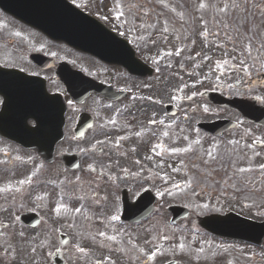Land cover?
Here are the masks:
<instances>
[{
    "label": "flooded vegetation",
    "instance_id": "af4514ba",
    "mask_svg": "<svg viewBox=\"0 0 264 264\" xmlns=\"http://www.w3.org/2000/svg\"><path fill=\"white\" fill-rule=\"evenodd\" d=\"M22 1L0 0V260L55 264L57 245L64 247L57 230L69 228L67 246L78 228L92 225L63 227L61 221L70 206L79 213L87 208L88 192L103 174L98 169L103 136L116 130V114L127 95L116 101V95L92 90L75 100V85L102 83L116 91V68H123L48 37L2 7ZM68 1L102 17L96 9L100 0ZM247 88L264 105V83ZM226 112L236 127L220 137L205 134L221 146L240 149V160L262 168L264 126ZM81 114L87 115L85 127L76 134ZM57 131L60 137L52 146ZM65 155L79 162L77 168L66 166ZM61 200L68 204L63 211L58 210Z\"/></svg>",
    "mask_w": 264,
    "mask_h": 264
},
{
    "label": "rangeland",
    "instance_id": "374dc122",
    "mask_svg": "<svg viewBox=\"0 0 264 264\" xmlns=\"http://www.w3.org/2000/svg\"><path fill=\"white\" fill-rule=\"evenodd\" d=\"M103 1L104 4L101 7L97 6L96 9L101 12L104 21H106L109 26H112L114 28L116 27V33L125 38H127L126 34L128 35V33H138V30L131 31L127 29H125L126 31H128L127 33L125 32L126 34L122 33L119 29H123L121 27V24L124 23L122 21L123 19L117 18L118 20H116L110 18L111 15L115 14L113 2L111 0H100V2ZM179 1L181 0L122 1L123 4H126V7H124L126 8V10H130L133 6H136L137 10H139L138 13L144 15L143 17H139L141 19L143 18V20L147 19L146 16L151 10V5H153L152 15L150 14L151 17L149 18L152 23L149 22V25L146 23L142 24V22L133 24L136 27H144L143 33H140V37L145 42V44L143 46H140V55L149 64H155L156 62L157 63L153 66L155 70L152 77L149 79H140L126 76L122 74V72H120V74L116 70V88L123 87L128 91L129 94V98L123 102L125 116V122L123 124L126 123L130 127L133 126V129L137 132V136H134L131 140L132 142L134 141L137 144V148L134 147L135 152L130 151L129 155H127L125 154L127 152H125L124 150H131L130 145H128V143L126 142L122 145L116 144V137L118 138L121 136L120 140L123 141L126 133L129 132L124 128V131H120L119 134H116L115 129L106 132L103 136L105 141H102L103 143H101L102 146H104L103 162L99 165V167L104 171V176L100 178L98 185L92 186V192H96L97 194V203L101 200V194L104 198V202L102 209L93 206L90 212L96 214L97 216L98 214H100L99 226H101V229L104 233V242H108L105 243V249L109 250L108 254H110L111 257H113L114 255L119 257L121 252H118L117 250L119 248V245L112 239H110V237H113L114 235V232H112L114 226L108 224L107 219L114 207L115 194L108 186L111 187L112 183L116 184L119 182L122 184L124 183L125 186H130L132 184H135V186H141L148 182L154 188H157L158 191L161 190L160 187H157V185L160 184V181L155 178L151 179L149 174L144 169L139 167L135 162L132 163V160H130L131 155L132 157L137 158V160L142 163V166H145L147 169L152 170L155 174L158 173L159 175H163L164 180L167 182V188L175 185V182H183V179L178 174L179 166L176 167L173 162L169 161L167 162V167H162L160 162L156 161L159 158L151 153L152 150H148L150 148V142L146 144V147L140 146H143L146 140H151L152 142V140H154V136H156L158 137L157 142L162 147H165L166 149H172L175 147H179L181 144L186 145L194 137L193 134H190L187 138L176 127L168 126L165 128H160L159 130L158 128L150 130L149 128L141 127L139 125H143L145 123L147 124L152 120H154L155 122L164 120L165 114H162V108L166 103H172L177 106V108L175 107L178 111L177 119H179L180 122L184 120L186 129L189 131L192 130V132H195L194 127L198 121H209L213 119L224 118L226 116L225 111L212 106L206 100L199 97L198 94L203 90H218L219 88V90L224 92L232 91L230 89V86L234 81H238V83L243 84V82H241V73L244 69V63L242 62H246L248 66H251L249 63L256 64L257 62H262V60L264 59V28H259L260 32L252 34L250 33L253 32L251 30V24H243L242 21L240 23L232 22L230 24L236 33H246L258 42L255 44L254 48L251 47V52L249 54L247 48L248 44L246 41H240L239 38L235 39V37H225L224 34L218 33L220 32L221 27H224L226 23L225 17L227 15L223 16V18L219 16H215L213 18H211L210 16L208 18L204 17L203 21H195V23L193 24V22H189L186 9L182 11L180 7H177V2ZM257 1L258 2H254V4L249 5V10L251 15H255V17L259 15L261 17L262 12L264 11V1ZM212 2L213 0H211V4ZM229 2L235 3L234 0H229ZM129 3H131V5H128ZM145 3L148 5H146ZM196 3L197 4H194V6L208 4L206 3V0H196ZM251 3L252 2H250V4ZM191 4H193L192 0H190V3H188L185 8H188L189 5L193 6ZM117 7L118 6H116V12L118 10ZM124 8H122V10ZM163 8L166 11V17H168L166 18V21L156 18L158 15L155 14L156 11ZM216 8H218L217 5L215 3L212 4L213 11L216 10ZM153 14H155L154 17ZM192 16H198V11L195 10V8ZM156 19L161 20L158 22L157 27L152 26ZM168 20L170 21L167 22ZM257 35L259 36V38L256 37ZM219 43H221L222 45H219ZM262 47L263 51L261 50ZM257 51L262 56L261 60L260 56L257 55ZM180 54H183V57L185 59L184 63L182 64V66H174L172 63L176 62V59ZM262 98H264V92L262 94ZM133 99L135 100L131 101ZM205 108H207L208 110L205 111ZM161 117H163V119ZM139 131L141 133L140 138L138 137ZM206 142L210 143L209 140H206ZM152 144L158 146L155 140ZM162 147L159 146L161 153L163 151H166V149ZM120 154L121 157H124V159L119 156ZM147 159L154 160L157 163L155 164L154 162H150ZM125 173L133 175L134 179L124 180L125 178L123 175ZM140 175L143 177H141ZM90 195L91 191L88 192V197H90ZM160 203L162 204V202ZM194 203L200 205V200L196 199ZM60 204L62 206L65 205L64 200H61ZM228 206L229 207H226L228 208L227 210L241 213L248 217L254 218L255 220L261 219V217L259 216V211L252 210L247 205H245L246 207H241L242 205L239 206V204L235 203ZM157 212L158 213H156V215H161L158 223H160L161 221V224L163 226V218H168L169 215L165 212V208H162L161 210V207H157ZM201 212L202 211H193V215L195 217L187 224V229L190 232L194 231V227L196 225L195 219L199 214H201ZM60 217L61 216H58V219H60ZM80 218L82 219L83 216L80 215ZM153 222H156V220L151 219L147 224L150 229ZM84 223L86 222L84 221ZM161 224L154 227L156 228L155 230H157L158 234H160L161 232V234L164 235L160 238V241L158 239L157 241H154L157 238V233H155L153 239L154 245L152 244L153 241H150V245L152 247L147 248L149 247V245H147V247L145 248L146 253L139 250L140 252L135 253V258L129 255V259L131 261H129L127 264H163L169 260H175L178 264L230 263L231 258L225 255L221 250L224 248L234 249L236 247V244L223 243L219 240L210 238L205 234H198L199 241L201 243L205 242L203 245L204 247L200 250H197L193 249L195 248L193 246V248L191 247L189 251L183 253L181 252V249L178 248L179 243L176 241L180 239L177 230L173 229L172 226L169 225L166 229L165 225L162 228ZM185 226L186 224L182 222L177 227L182 229V227L185 228ZM57 228L59 227H56V229ZM196 230L199 231V229L197 228ZM57 231L63 232L62 230ZM111 234L112 236H110ZM189 238H191L189 241H191L192 239H197V237L191 236V233L189 234ZM77 239V237L72 238L69 248H66L67 254H71L74 251L71 258L75 257V250L77 248L80 249L79 243L76 245V241H78ZM98 242L99 241H97L96 245L98 244ZM167 242L171 243L173 249L175 251H179L180 253H174V255L172 256L166 255L162 251L161 244ZM191 244L195 245V243ZM172 247L170 245H166L165 250L171 253L173 251ZM151 249H153L152 252ZM153 252L155 253V255L152 258H149L150 256H152ZM258 253L264 254V249L262 251L258 250ZM2 259L4 261L0 260V264H30L18 259L8 261H6L3 257ZM30 259L31 258H27V260ZM105 263L113 264V261L111 259H106ZM67 264H75V258L69 259ZM116 264H119V261H116Z\"/></svg>",
    "mask_w": 264,
    "mask_h": 264
},
{
    "label": "water",
    "instance_id": "95a60500",
    "mask_svg": "<svg viewBox=\"0 0 264 264\" xmlns=\"http://www.w3.org/2000/svg\"><path fill=\"white\" fill-rule=\"evenodd\" d=\"M53 4L51 6H45L46 9L51 10L52 15H56L54 20L55 23L60 24L64 30L71 29V33L67 35V39L74 46L89 49L93 52L100 55V57L109 62H116L123 64L126 68L130 69L133 72L138 70V62L133 59V53L130 47L126 44L125 41L119 39L118 37L113 36L107 31L104 33H99V35L91 33L86 27H78V25L85 23V19L78 15L73 7L67 4L64 0H52ZM53 23V22H52ZM73 27V28H72ZM57 37L60 36L56 35ZM61 37V36H60ZM62 37H66L63 34ZM208 99L219 105L227 106L234 108L236 110L242 109V102L239 99H226L216 93H208ZM181 209H175L173 211L174 220L178 219ZM128 215H130L128 213ZM139 215V214H138ZM208 219V222L206 223ZM205 222L201 223V226L219 233L226 234L230 236H240L252 238L251 235L243 234L241 230H234L232 228L226 227H217L211 224V219L207 218ZM259 237V236H258ZM258 237H256L258 239Z\"/></svg>",
    "mask_w": 264,
    "mask_h": 264
},
{
    "label": "snow or ice",
    "instance_id": "6c2138e0",
    "mask_svg": "<svg viewBox=\"0 0 264 264\" xmlns=\"http://www.w3.org/2000/svg\"><path fill=\"white\" fill-rule=\"evenodd\" d=\"M236 6H237V5H233V7H236ZM200 7H205V5H204V4H201ZM226 8H227V5H225V8L220 9V11L223 12V11L226 10ZM248 52H249V54H250V52H251V44H249ZM242 63H244V69H243V70L245 71V73H248V72L250 71V66H248V65L246 64V62H242ZM207 110H208V109L205 108V111H207ZM150 123H155V121H150ZM208 155L211 156V155H212L211 152H209ZM261 167L264 168V165H262ZM240 171H242V172H243V171H247V169H240ZM205 207H206V206H205ZM77 211H79V210H77ZM113 219H118V217H113ZM100 235H104V233L101 232ZM110 239H114V237H110ZM181 247H183V245H181ZM78 250L81 251V252L83 251V249H78ZM154 255H155V253L153 252V253H152V256H150L149 258H152Z\"/></svg>",
    "mask_w": 264,
    "mask_h": 264
}]
</instances>
